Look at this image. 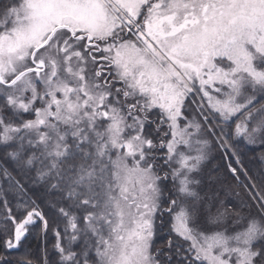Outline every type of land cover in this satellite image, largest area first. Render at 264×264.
I'll list each match as a JSON object with an SVG mask.
<instances>
[{
    "label": "snow or ice",
    "instance_id": "snow-or-ice-1",
    "mask_svg": "<svg viewBox=\"0 0 264 264\" xmlns=\"http://www.w3.org/2000/svg\"><path fill=\"white\" fill-rule=\"evenodd\" d=\"M0 264H264V0H0Z\"/></svg>",
    "mask_w": 264,
    "mask_h": 264
}]
</instances>
